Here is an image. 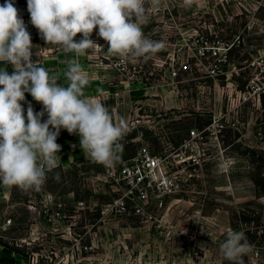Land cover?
<instances>
[{
    "label": "rangeland",
    "instance_id": "obj_1",
    "mask_svg": "<svg viewBox=\"0 0 264 264\" xmlns=\"http://www.w3.org/2000/svg\"><path fill=\"white\" fill-rule=\"evenodd\" d=\"M160 5L142 26L165 43L155 56L104 52L112 67L142 63L125 77L152 81L140 104L121 112V160L57 164L38 191L0 182V216L12 219L5 240L31 264H229L219 254L228 229L264 242V0ZM233 41L227 63L222 45ZM142 145L168 165L174 186L162 196L121 172Z\"/></svg>",
    "mask_w": 264,
    "mask_h": 264
},
{
    "label": "clouds",
    "instance_id": "obj_2",
    "mask_svg": "<svg viewBox=\"0 0 264 264\" xmlns=\"http://www.w3.org/2000/svg\"><path fill=\"white\" fill-rule=\"evenodd\" d=\"M192 3L184 0L186 6ZM160 6V0H27L30 22L47 45L77 57L103 51L91 38L98 29L96 35L108 45L106 53L130 61H147L165 47L142 27ZM78 34L82 36L76 41ZM34 46L14 0H5L0 4V63L13 71L0 68V182L24 192L38 191L46 173L57 167L61 129L78 135L90 160L106 168L121 160L120 141L128 131L125 118L114 119L99 99L84 96L89 74L78 60L68 61L65 87L39 60L33 61ZM25 93L43 106L40 112L28 103L25 115ZM252 251L246 234L232 229L219 246L222 261L229 264H246L244 258Z\"/></svg>",
    "mask_w": 264,
    "mask_h": 264
},
{
    "label": "crops",
    "instance_id": "obj_3",
    "mask_svg": "<svg viewBox=\"0 0 264 264\" xmlns=\"http://www.w3.org/2000/svg\"><path fill=\"white\" fill-rule=\"evenodd\" d=\"M5 0H2V4ZM14 6L18 9L19 15L24 20V23L29 31L33 48V61L39 60L42 66L47 69L50 75H56L59 78L58 84L67 87L69 81L65 76L68 69V61L76 59L81 64L82 68L89 74V83L83 89L84 96L87 98L99 99L106 107L109 108L114 119H119L121 112L124 111L126 103L131 104L137 102L140 104L141 97L149 93V87L152 84L151 80L146 79H130L119 73L110 65V59L104 54L107 50V43L101 39H92L103 46V51H96L89 55L77 57L74 52L65 53L59 46L47 45L40 38L38 30L30 22V14L27 10V1ZM264 33V32H262ZM82 34H78L74 39L78 41ZM143 62V60H140ZM139 64V61H138ZM7 68L9 74L12 73L11 65L0 63V68ZM102 90V91H101ZM25 101L21 102L25 108V115L28 103H31L34 111L40 112L42 105L36 102L29 93H25ZM140 108V106H138ZM47 119V115L43 117ZM132 140H138V138ZM61 145L60 153H57V164H69L77 157H87L85 152L80 148L79 136L69 134L67 130L61 129L56 141ZM6 240L0 238V264H31L28 257L22 251H16L6 244Z\"/></svg>",
    "mask_w": 264,
    "mask_h": 264
},
{
    "label": "built area",
    "instance_id": "obj_4",
    "mask_svg": "<svg viewBox=\"0 0 264 264\" xmlns=\"http://www.w3.org/2000/svg\"><path fill=\"white\" fill-rule=\"evenodd\" d=\"M259 5H263V0H256ZM98 29H95L97 32ZM93 39L99 38L96 33L93 35ZM239 39V38H238ZM235 42L227 43L222 46H227V50L234 46ZM227 54V52H226ZM227 57V55H226ZM124 61L115 62L113 67L122 75H126L129 71H136L142 65V63H137L133 65H125ZM176 76L177 72H172ZM177 81L181 78H176ZM199 132L196 130H191L190 138L194 139L198 136ZM121 172L126 175L128 173H133L134 180L136 184L147 187L157 188L159 191V196H162L167 190L174 186V181L171 176L168 175V165L165 162V158L158 153H153L147 145H142L139 147L137 152L130 158L124 161ZM139 197L142 199H147L148 194L146 190H139ZM12 219L3 218L0 216V238H6V231L10 228ZM258 242V241H257ZM264 249V242L259 241L256 245H253V251L251 254V264H264L260 262L262 259L261 252Z\"/></svg>",
    "mask_w": 264,
    "mask_h": 264
},
{
    "label": "trees",
    "instance_id": "obj_5",
    "mask_svg": "<svg viewBox=\"0 0 264 264\" xmlns=\"http://www.w3.org/2000/svg\"><path fill=\"white\" fill-rule=\"evenodd\" d=\"M234 48H235V46H231L228 50H227V63H229V62H231V58H230V55H231V53L233 52V50H234ZM144 62V61H143ZM6 244L10 247V248H12V249H14V250H16V251H20L18 248H15V247H13V246H10L9 244H8V242H6Z\"/></svg>",
    "mask_w": 264,
    "mask_h": 264
}]
</instances>
